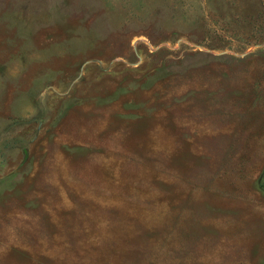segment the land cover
I'll return each mask as SVG.
<instances>
[{"label":"rangeland","instance_id":"1","mask_svg":"<svg viewBox=\"0 0 264 264\" xmlns=\"http://www.w3.org/2000/svg\"><path fill=\"white\" fill-rule=\"evenodd\" d=\"M0 264H264V0H0Z\"/></svg>","mask_w":264,"mask_h":264}]
</instances>
